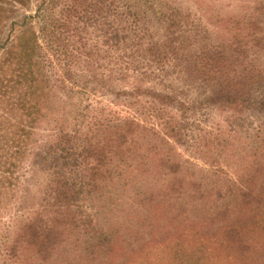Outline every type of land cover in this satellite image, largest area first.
<instances>
[{
    "label": "rangeland",
    "instance_id": "1",
    "mask_svg": "<svg viewBox=\"0 0 264 264\" xmlns=\"http://www.w3.org/2000/svg\"><path fill=\"white\" fill-rule=\"evenodd\" d=\"M3 1L0 264H264V150L259 149L264 146V115L210 104L209 88L201 80L181 76L179 67L161 68L146 55L148 45L158 48L164 35L153 15L159 3L167 16H177L184 51L223 46L234 56H253L251 60L255 58L263 70L259 90L264 92V51L251 45L254 24L264 21V0H155V8L153 0H145L142 10L139 2L121 0L124 14L138 21L119 13L124 17L119 28L125 42L113 49L101 42L109 22L117 20L113 7L101 22L95 18L96 22L85 24L81 18L80 24L67 23L62 32L55 28L59 11L73 0ZM85 4L93 6L97 0ZM130 21L138 27L151 22L149 32H135ZM97 23H104L105 30L98 31ZM42 26L50 30L45 38L40 34ZM28 27L43 50L29 44L9 54L8 48ZM32 38L26 35L21 43ZM95 44L100 49L94 54L118 57L126 66L121 80H114L107 66L87 58ZM69 48L74 55H83L73 64L78 76L73 85L58 82L62 78L52 56L64 59ZM104 63L109 64L107 59ZM37 67L48 76L46 87L52 89V97L41 101L43 115L25 103L22 111L18 109L22 89L17 85L22 84V75L36 73ZM170 90L182 112L165 108L160 116L153 93ZM169 115L182 127L180 143L173 146L183 164L181 172L174 175L161 166L159 158L169 166L176 161L168 145L140 133L128 136L130 150L106 162L104 177L92 180L94 163L84 153L89 145L114 127H125L126 120L166 133L164 120ZM20 116L24 117L21 124ZM59 130L72 137L71 143L60 145L61 151L52 157L48 147ZM205 177L212 182L209 188ZM238 178L247 184L249 194L239 202L234 196L225 198L228 194L223 191L230 183L237 185ZM197 185H202L203 194H196ZM44 219L53 240L40 253L27 239L33 241L38 228L19 236L28 221ZM228 229L239 234L232 242L225 240ZM97 238L111 239V251L106 245L97 249Z\"/></svg>",
    "mask_w": 264,
    "mask_h": 264
},
{
    "label": "trees",
    "instance_id": "2",
    "mask_svg": "<svg viewBox=\"0 0 264 264\" xmlns=\"http://www.w3.org/2000/svg\"><path fill=\"white\" fill-rule=\"evenodd\" d=\"M11 2L20 3L19 0H10ZM70 5L63 6V8L59 11L60 20L57 21L55 28L60 29L62 32L65 30L66 25L68 23H74L73 25L80 24L79 19H85V24L88 21L91 23L92 21L96 22L95 18H97L98 22L103 21L106 18V15L111 12V7H113V17H116L117 20H112L109 22L110 28L101 36V42L103 46H106L108 49L118 48L119 45L125 42V36L121 33L123 32L119 28V24L122 22L124 18L123 15L127 18L130 17L133 21H138L134 15H125L124 11L121 9L124 6L121 4V0H97V4L93 6H89L86 3L87 0H73ZM107 1H110L109 3ZM136 3L139 2L141 6V10L145 0H134ZM3 0H0V3H3ZM157 2L155 0L152 1V8H155ZM161 5H157L158 11L153 15L156 17V22L162 25L164 30V35L162 36V40L158 41L159 47L156 48V44L151 43L148 45L146 55L153 58L154 62L158 65H161V68L173 66L179 67V74L181 76H189L190 79L192 77H196L195 79H199L206 85V90L208 89V102L214 106L219 105L220 107H225V109L236 110V111H250L255 114L264 115V92L259 90V85L263 83V79H261L260 74L263 73L261 66L257 64V60H251L253 56H249L247 54H241V56H234L230 52L222 46L216 48H207L204 50H195L192 52L184 51V47H182V32L179 30L180 26L178 25V18L174 15V18H170L167 16V11H165ZM178 11V10H177ZM90 12V13H89ZM88 13L90 16H88ZM122 13L123 15L119 14ZM82 14V15H81ZM110 15V14H109ZM138 15L137 13L135 14ZM72 18V19H71ZM134 23L130 21V24ZM50 24H48V27ZM98 31L105 30V24L97 23ZM151 26V22L147 24H143L142 26L138 23H134L132 27L136 30L135 32L145 31L149 32ZM68 27V26H67ZM254 32L251 37L252 40V48L256 50L264 51V21H258L254 24ZM48 29L46 26H42L40 30V34L45 38ZM50 32V30L48 31ZM134 32V37H137L138 34ZM165 32L168 33L165 36ZM30 35L32 36V40H27L26 44H22L21 40L24 36ZM247 36L246 38H248ZM245 38V39H246ZM141 39V38H140ZM243 39V40H245ZM37 37L34 36L31 28H26L23 31L22 35L18 37L17 42L12 44L8 48L9 54H12L16 51H20L23 47L25 48L27 45H32L36 50H43L41 45H38ZM46 41V40H45ZM160 43V44H159ZM27 46V47H28ZM49 48L48 44L46 46ZM112 47V48H111ZM100 48L95 44L93 49L86 56L87 58L95 59V62L100 65V67H106L107 71L110 75H113L114 80H121L123 78V74L126 71V66H123V63L119 61L118 57L110 56L109 58H101L100 54H94L98 52ZM50 50V48H49ZM73 49L69 48V51L63 54L64 59H61L59 55L52 53V56L58 66V73L61 75L60 81L58 82H67L75 83L77 81L78 76L77 73L73 70V64L78 60V58L82 57L77 54H73ZM108 60V65L104 63L105 60ZM122 64V65H120ZM36 73L26 72L22 75V84L19 83L17 86L22 90L18 97V109L20 111L23 110L21 103H25L30 109L34 110L37 114L40 111L41 115H43L40 110V104L42 99L51 95L52 89H49L50 84L49 78L44 73L41 72L40 68H36ZM182 80V79H181ZM18 87L14 90L17 91ZM51 87V86H50ZM208 87V88H207ZM171 92H160L158 94H154L153 99L155 100L156 107L154 106L155 112L161 116L162 109L167 108H175L177 111L182 112L181 108L175 106L174 101L176 98L174 96V90H170ZM173 91V92H172ZM18 95V94H17ZM52 97V95H51ZM50 97V98H51ZM180 104V103H179ZM44 106V104H42ZM168 119V120H167ZM20 124L24 122V117L20 116L19 118ZM125 127L116 126L113 129V132L106 134V137L103 139H99L95 141L94 144L89 145V148H86V159H90L92 163V167H90V171L92 174V180L97 181V178L104 177V173L108 170L105 163H111L114 160V157L119 155L124 157V152L129 151L130 148L127 146L128 136L136 137L137 134L140 133H148L151 136H156L163 143L169 146V149L174 152V158L176 161L172 162L169 166L167 163L160 159L161 166H165L167 170L176 175L177 173L183 170V164L181 160H178L176 156H179L177 152L174 150V144L180 143L182 137V127L180 123H177L173 120L171 115L166 117L164 120V125H166V133L157 132L153 127L147 128L136 122L135 120H126L124 121ZM177 125V126H176ZM120 130L121 132H118ZM123 132V133H122ZM22 133V131H21ZM113 134V135H112ZM261 136V135H260ZM53 138V137H51ZM71 136L68 135L67 132L63 130H59L57 135L54 136V142L50 144L49 156L52 155L54 157L55 152H60V145H69L71 143ZM172 142V143H171ZM264 144V140L261 142ZM127 147V148H126ZM259 149L264 150V146L259 147ZM124 150L123 152H121ZM60 157V155H59ZM180 157V156H179ZM58 157L54 159V162L57 163ZM189 164L188 160L184 161ZM171 167V168H170ZM51 169V168H50ZM205 185L209 188L212 182L208 181L206 177L204 178ZM92 185V184H91ZM94 187V185H92ZM202 186V185H201ZM201 186L197 185L195 188L196 194L199 195L201 193ZM205 187V186H204ZM247 184L237 179V185L234 183H230V185L226 186L223 191L228 194L227 196H234V201H243L246 199L249 194L246 193L245 189H247ZM171 192V189L168 190ZM203 194V193H201ZM50 215H48L49 217ZM36 227L40 232H34L33 241L32 238L29 239L33 246H35L36 251L42 252L46 251L45 248L47 246V242L50 240L48 236L52 233V230L49 229L48 223L46 219L40 222V220H34L32 222H27L21 228V234L19 238L25 237L27 232H31L30 229L32 227ZM48 228V229H47ZM26 232V233H25ZM44 232V233H43ZM48 232V234L46 233ZM238 232L228 229L227 234L225 235V240L232 242V240L236 239V235ZM239 235V234H238ZM234 236H236L234 238ZM238 238V237H237ZM96 248L101 249L104 245H106V249L111 251V239L108 238H97L96 239ZM216 240L215 242H217ZM188 248H192L189 246ZM186 252H188L186 250ZM190 252V251H189ZM204 253L207 255L206 250ZM177 254V252H174ZM182 255V254H181ZM182 257H187V255H182Z\"/></svg>",
    "mask_w": 264,
    "mask_h": 264
}]
</instances>
